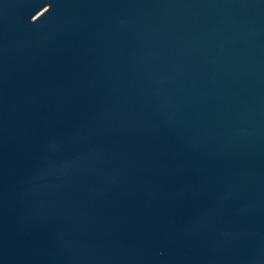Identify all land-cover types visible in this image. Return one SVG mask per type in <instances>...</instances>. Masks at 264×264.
<instances>
[{"label": "water", "instance_id": "1", "mask_svg": "<svg viewBox=\"0 0 264 264\" xmlns=\"http://www.w3.org/2000/svg\"><path fill=\"white\" fill-rule=\"evenodd\" d=\"M0 264H264V0H0Z\"/></svg>", "mask_w": 264, "mask_h": 264}]
</instances>
